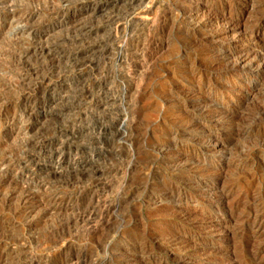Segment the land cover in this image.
<instances>
[{
  "label": "rangeland",
  "instance_id": "374dc122",
  "mask_svg": "<svg viewBox=\"0 0 264 264\" xmlns=\"http://www.w3.org/2000/svg\"><path fill=\"white\" fill-rule=\"evenodd\" d=\"M7 1L9 0H0L1 6H3V4L5 6L7 4ZM47 1L49 0H13V5L20 12L22 10L23 11L34 10L36 8H41V7L43 9ZM106 1L107 0L99 1L100 6L102 7L99 8L98 13H95L94 18L91 16L89 17L88 15L86 16L88 19V20L86 19V21L89 24L92 25L94 24L93 27L95 28V30L101 31L98 34L99 36L94 35L89 38H86V36L77 37L76 34H74L73 32L65 31L61 33V35H63L66 39V41L60 48L62 57L63 56L64 57L61 59L62 62H60L61 71L60 68L58 70V72H60V76L59 74L54 75L53 79L56 83L64 81L63 83L66 86H68L69 89L66 90L67 93L65 94L66 99L63 101L64 103L59 102L56 105L58 107L55 106L54 109L52 110L54 111L53 116L47 121L48 124L45 123V125L43 126L44 129L40 131L41 134L40 136H47L49 134H53L54 132L56 133L62 130L66 131L68 134L67 135L68 138L66 136L67 140L65 138V141L66 144L68 145L67 149L69 148L68 151L72 154V156L75 154L74 155L75 159L80 164L82 165L89 164L87 166L89 169L84 173L83 172L81 173L80 171H76L77 173L73 171V173H71L72 171H70L71 175L70 174L65 175V178L72 179L73 185H75L73 186L74 188L68 187L69 189L67 188L66 189L67 191H65V193H68L66 194L68 198L71 196L70 197L71 199H69L71 203H74L75 198L79 196L78 192L80 190L85 191L96 180V176H94V174H91L93 170L98 169L101 171H108L109 168H116L117 166H118L117 168L128 167L129 171L126 174H124V176L121 175L122 178L120 177V175L116 176L115 181H117V183L113 181L114 179L112 180L111 177H109L108 180H111L114 184L112 183L111 185L112 187L109 188L110 190L108 189L109 191L105 190L104 192V196H105L104 198L106 199V197H108L107 201L109 200L108 201L109 203L112 201V204L116 206L115 211L113 212L114 215L112 216L111 219V223L113 225H111L110 223L105 230L99 232L98 234H95L97 236L101 235L99 236V238H97V236L93 234H89L88 231H86L87 233H85L84 231L85 229L82 230L83 228L80 229L78 228L76 229V227L73 228V223L69 221V218L66 219V218L52 217L51 220L48 219L42 221L37 226L31 229L29 228L25 232L22 231V229L19 227L11 228L10 227L11 222L8 221V219L6 220L5 218H0V227H3L2 231L0 230V234L3 232V230L7 231L9 229L7 231V233L9 232L8 237L11 236L9 239H12V237L14 238L16 236L17 238H14L16 240L19 239L23 234H27L28 236L33 235L35 242L38 241L40 242L43 239L44 240L48 239L49 237H57V236L68 237L71 235V232L75 233L78 230L77 232L80 241H78L77 243L78 245H76V247L73 249V254L78 256L80 259L85 260V264H131V263L132 264H144V263L145 264H224L223 262L226 261L228 262H226L225 264H253V263L264 264V258L261 259V257L264 256L263 254L264 217H262L264 216V211H263L264 210V120H263L264 119V66H263L264 63L261 64V66H258L260 65L259 63H261L258 61L253 65L247 64L245 66L241 65L240 67L233 66V61L239 58V56L243 57L246 53L250 52L253 49L256 51L261 50L260 52H258L259 55L261 56L264 55V0H210V1L209 0H155V6H154L155 9L153 10L154 12H156L157 9V14L163 17L162 18L163 26H161V28L159 29L160 31L151 30L146 32V30H144L141 31L142 33L140 32V34L138 33L136 35L138 37L136 38L137 40L135 39L137 42L135 41L133 43L132 40L129 41L130 46L132 44L134 45L136 43H139V45L143 49L149 47H151L150 50L154 49L153 57L157 59L156 60L157 62L154 65L155 67L157 66L156 69H158L155 70L156 72L149 77V79L151 78L150 81L147 79L144 82L143 85L145 87L144 86L142 87V91L144 93L141 91V95L139 96L140 103L134 105L135 107L133 106L130 107L131 108L130 110H132L131 111L132 115L135 117L134 119H132L133 123H130L129 121V124L132 125H129L128 122L125 125L127 126V128L133 126L130 129V134L132 135V137L134 135L133 137L134 144L133 147L131 148L126 143H124L123 137L121 138V140H119L121 136L119 138L118 136L117 137L114 136L115 128L118 127L119 125H123V122L119 121L118 117L116 116L117 110L113 106L98 108L96 104L97 101L99 100L105 102V100H108L109 98L114 96L118 97L119 95L120 87L118 85L119 84L118 81H120V78L118 76L119 73H116L118 72L117 70L119 69L114 68L116 66L114 65V58H113L115 57L116 53L119 51L117 49L118 44L113 45L112 41L109 39L113 29L112 27H115L117 24H119L118 21H121V23L123 24L126 23L127 20L129 19V16L133 13V8L128 4L127 0H120L118 3H115L116 2L115 0L114 1L108 0L107 2ZM196 7H199L201 9L199 12H197L195 17L194 11L193 13H189V10H191V8L194 9ZM46 13L42 15L44 16V18L40 16L39 17L40 19L38 18L35 22H33V24H41V23L47 24L48 21L46 18L47 17ZM66 14L68 15V16L66 15L67 17H71L73 14V10L68 11ZM118 15L119 17H117ZM199 15L202 16L200 17ZM191 19H193V21ZM227 22L229 23V25ZM249 27H251L252 29ZM154 31L156 34L154 33ZM254 31L255 33L259 32L258 36L255 35L254 37L253 35ZM148 32H150L149 33L150 35H148ZM9 37L3 38V35L0 34V49H4V48L9 49L16 45L14 40L11 41L13 38L12 37L9 38ZM178 38L180 39V41ZM195 38L197 39L196 44L193 43V41L196 40ZM28 40L29 38L27 39L25 38V40L23 38L22 39L23 42L22 41L21 42L28 43L29 42ZM100 42H103L101 44L102 47L99 48L97 53L95 54L90 53L87 54V56L85 55L86 56L85 65H84L85 69L83 68L81 73L78 70V68H75L74 65L76 64L75 62L77 59L75 52L78 50V48H82L84 46L83 45L84 43L87 44V43H100ZM151 43L152 44L154 43L153 46ZM197 44L201 47H199ZM195 45H197L200 49L198 50V47L197 46L195 47ZM168 46L170 47V49ZM248 47L252 49L250 50ZM111 48H113L112 51ZM164 48L167 50V52L166 50L164 51ZM115 50L117 52H115ZM172 53L175 54L176 57ZM157 56H159V58ZM154 58H153V62H155ZM168 58L172 62H170ZM133 60L137 61L138 59L134 58ZM197 64H199V66H197ZM176 66L178 67V69ZM256 67L258 68V70ZM239 68L241 70H239ZM242 68L245 69L243 70ZM164 69H166V71ZM167 70H169V72ZM1 78L3 77H0V81L2 82H6L10 80L5 78H3L2 80ZM147 81L149 84L147 83ZM6 83H8L7 84L8 88L3 90L1 94L4 100L6 101L10 100L9 103L11 105V110L9 116L14 113L19 115L21 113V108H19L17 102V94L18 91L20 90V86L15 82V80H10V82H6ZM78 85H80V87ZM76 88L78 89L77 91ZM177 89L178 91H176ZM181 89L185 94L182 92ZM70 90L72 91L70 92ZM59 91L61 92L60 88L58 87L55 91L56 95L60 94ZM10 93L12 95L14 94L15 97L14 96L12 97ZM148 94H150V96ZM165 94L168 96V98ZM179 94H181V96ZM159 96L162 97L163 99H161ZM163 96L167 100H165ZM14 100L16 103L14 102ZM161 100L162 102L164 101V103H162ZM195 100H198L200 104L191 105V102ZM170 102L171 105L173 104L176 108L173 105L171 106ZM176 103L177 105H175ZM204 104L206 105L205 107ZM134 110L136 111L134 112ZM105 114L108 115L106 116ZM248 116L250 119H248ZM242 118H243L242 121L244 123L246 122L248 123L244 125V123L241 121ZM235 119L236 120L238 119L239 121L238 120L236 121ZM157 120L160 121L158 122ZM4 121L2 124H0V130H1L0 155L5 151V149L7 148L6 146L8 144L6 142V139L4 138L5 128L8 125V123L7 121L6 122ZM236 123L240 126V128L238 125H236ZM100 125L106 127L105 134L101 136L98 135L99 132L98 127ZM109 133L112 135H110ZM171 133H173V135ZM71 138H73V140ZM117 140L119 141V143ZM142 144L144 148L142 147ZM130 149H132L131 151L133 153L134 158L132 157L126 160L125 154ZM219 149L220 151H218ZM134 152H136V154ZM159 152H161L163 155ZM160 154L162 157L160 156ZM172 156L174 158H172ZM92 158H95L96 162L93 161V163L91 164L92 167H89L90 160H92ZM116 158L120 162H118ZM138 160L139 162L137 164ZM180 160L181 162H183L184 160V163L186 165L184 163L181 164ZM177 162L180 165L177 164ZM42 163L48 165V158L46 156L42 160ZM120 163H122V165ZM145 165L146 167H144ZM203 166L205 168H202ZM189 167H192L190 168L191 170H189ZM195 168H197L198 170ZM51 178L52 177H49L48 181L51 183L52 186H57L55 179L53 178L51 179ZM86 182L89 184V186H87L88 184H86ZM122 182H123V186H122ZM201 182L203 184H201ZM52 183L53 184L55 183V185H53ZM128 183L129 185H127ZM81 184L83 186H81ZM79 185L80 187H78ZM219 188L221 191L219 190ZM235 188L237 190H235ZM227 189H229L230 192ZM99 190L100 192L103 193L102 188H99ZM117 190L118 191L120 190L121 192L120 191L116 192ZM253 190L256 195L253 193ZM237 192L241 194H238ZM251 195L254 196L252 197ZM257 198L259 199V201ZM237 203H239L240 205H238ZM151 205L153 206V209ZM184 212H186V214H184ZM183 215L185 218L183 217ZM237 219L240 220L238 221ZM184 221L185 223H183ZM118 223L120 224L117 225ZM214 228H216L217 230ZM203 229L204 231L205 230L208 231L207 232L205 231L204 234ZM220 230L222 231V233L220 232ZM218 231L220 233H218ZM214 232H216L217 235H215ZM7 233L5 236H7ZM168 235L170 237H168ZM231 235L233 236L232 240H231ZM2 236H0V238ZM103 236H105V238ZM158 237L161 238L162 241ZM238 237L241 238V241L239 240ZM182 239H184L185 241ZM169 240L171 241L173 240V241L171 242ZM235 241L236 242L238 241V243L239 242L240 243L237 244ZM195 244L197 246H194ZM230 244L233 246H231ZM177 245H179L180 247H178ZM138 247L140 248V250ZM171 247H173L172 250ZM208 250H210V252ZM211 250L215 251L214 252L215 255L214 253H212L213 251ZM221 250L223 252L225 251L226 253L221 252ZM202 252H204V254H202ZM64 257H65L64 255L62 256L58 255V257H56V260L64 259ZM12 259L14 258L8 259L9 261L6 262L5 264H20L18 263L17 259L14 260ZM47 263L52 264L53 260H49L47 261Z\"/></svg>",
  "mask_w": 264,
  "mask_h": 264
},
{
  "label": "bare ground",
  "instance_id": "6f19581e",
  "mask_svg": "<svg viewBox=\"0 0 264 264\" xmlns=\"http://www.w3.org/2000/svg\"><path fill=\"white\" fill-rule=\"evenodd\" d=\"M100 0H49L46 2L44 8H36L34 10H22L18 11L14 5L13 0L7 1V4L1 6L0 4V34L5 37H12L15 42V46L9 49H0V77L5 79L15 80V82L20 86V90L17 94V102L19 108H21V113L19 115L10 114L11 105L10 100L7 102L2 97V91L8 88L6 82L0 81V124L7 121L8 125L5 128L4 138L6 139L7 148L0 155V218H5L10 221V227L15 228L19 227L22 231H26L29 228H33L40 224L42 221L52 219V217L59 218H69V221L73 223V228L76 229L83 228L82 230L88 231L89 234H98L99 232L105 230L107 226L111 223L113 212L115 207L112 204V201L109 203L104 198L105 190H108L112 187V181L108 180L109 177L117 183L116 176H124L129 170L127 168H109L108 171H101L98 169L93 170L91 174L96 176V180L89 186L85 191H81L79 188L78 197L75 198L74 203H71L68 196L65 193L68 187H73L72 179L65 178L66 174L73 173V171H80L81 173L86 172L89 168L88 165H82L75 159V154H72L67 149V144L65 141L66 136L68 135L66 131H58L47 136H40V131L47 123V121L53 116L52 111L54 107L59 103L63 102L66 99V93L68 86L63 82H55L54 75L59 74L60 62L62 54L60 52L61 46L66 41L65 37L61 35L63 32H73L76 36H86L89 38L91 36H96L99 34V30H95L93 27L94 24H89L86 19L87 15L94 18L95 13H98L99 8L102 7L99 4ZM108 1V0H107ZM106 1V2H107ZM114 1V0H112ZM115 3H118L120 0H115ZM210 1V0H209ZM128 4L133 8V13L129 16V19L126 23H121L118 21L115 27H112V32L110 34V39L113 45L118 44V52L115 50L116 55L114 58V65L118 68V76L120 78L119 82V95L118 97H111L108 100L103 102L102 100L97 101L98 108H104L106 106H113L117 110L116 116L119 121L123 122V125H119L115 128L114 136L118 138H124V143H126L130 148L133 147L134 140L130 134V129L133 127L127 128L125 125L127 122L129 124L133 123L132 119L135 116L132 115L131 106L140 103L139 96L141 95L142 87L144 82L149 77L158 70L155 67L157 62L154 58V49L150 50L149 48H141L139 43L129 45V41L132 40L133 43L138 38L136 35L141 31L146 30H157L162 24V18L160 15L154 12L153 9L155 6V0H127ZM126 3V2H125ZM192 3V2H191ZM114 4V3H113ZM194 4V3H193ZM202 5V3H201ZM205 6V5H204ZM105 7V6H104ZM169 8V7H167ZM178 8V7H177ZM206 8V7H205ZM103 9V8H102ZM201 8L196 7L191 8L189 13H193L196 17L197 12ZM210 9V8H209ZM73 10L71 17H67L66 14L68 11ZM163 10V9H162ZM169 10V9H168ZM203 10V9H202ZM208 10V9H207ZM46 11V12H44ZM165 12V11H164ZM187 12V11H186ZM184 12V13H186ZM47 15V24H33L40 16ZM188 13V14H189ZM213 13V12H212ZM199 14V13H198ZM208 14V13H207ZM67 15V16H66ZM128 15V14H127ZM112 16V15H111ZM186 16V15H185ZM200 17L202 15H199ZM44 18V16H42ZM119 17V15L117 16ZM123 17V16H121ZM212 17V16H211ZM42 18V19H43ZM199 18V17H198ZM40 19V18H39ZM91 19V18H90ZM89 19V20H90ZM112 19V18H111ZM122 19V18H121ZM127 19V18H126ZM125 19V20H126ZM195 19V18H194ZM200 19V18H199ZM228 19V18H227ZM252 19V18H251ZM88 20V19H87ZM190 20V19H189ZM193 21V19H191ZM254 20V19H253ZM40 21V20H39ZM38 21V22H39ZM116 21V20H115ZM199 21V20H198ZM197 21V22H198ZM37 22V23H38ZM91 22V21H90ZM108 22V21H107ZM111 22V21H110ZM117 22V21H116ZM115 22V23H116ZM125 22V21H124ZM178 22V21H177ZM229 22V20H228ZM227 22V23H228ZM247 22V21H246ZM235 23V22H234ZM237 23V22H236ZM189 24V23H188ZM251 24V23H250ZM166 25V24H165ZM198 25V24H197ZM229 25V23H228ZM235 25V24H234ZM249 25V24H248ZM255 25V24H254ZM258 25V24H257ZM177 26V25H176ZM203 26V25H202ZM244 26V25H243ZM97 27V26H96ZM204 27V26H203ZM227 27V26H226ZM239 27V26H238ZM166 28V27H165ZM171 28V26H170ZM184 28V27H183ZM188 28V27H187ZM186 28V29H187ZM194 28V27H193ZM192 28V29H193ZM196 28V27H195ZM235 28V27H234ZM251 28V27H249ZM227 29V28H226ZM252 29V28H251ZM259 29V28H258ZM203 30V29H202ZM201 30V31H202ZM245 30V29H244ZM154 31V33H155ZM194 31V30H193ZM196 32V31H195ZM142 33V32H141ZM145 33V32H144ZM143 33V34H144ZM150 32H148V35ZM153 33V32H152ZM179 33V32H178ZM240 33V31H239ZM259 33V32H258ZM258 33L255 31L253 35L258 36ZM108 34V33H107ZM147 34V33H146ZM145 34V35H146ZM156 34V33H155ZM154 34V35H155ZM147 35V36H148ZM153 35V36H154ZM160 35V34H159ZM193 35V34H192ZM191 35V37H192ZM75 36V35H74ZM99 36V35H98ZM144 36V35H143ZM164 36V35H162ZM186 36V35H185ZM205 36V34H204ZM244 36V35H243ZM250 36V35H249ZM9 37V38H10ZM101 37V36H100ZM169 37V36H168ZM187 37V36H186ZM248 37V36H247ZM29 38L28 43H22V39ZM81 38V37H80ZM141 38V35H140ZM150 38V37H149ZM154 38V37H152ZM159 38V37H157ZM167 38V37H166ZM184 38V37H183ZM181 38V39H183ZM136 39V40H135ZM146 39V38H145ZM148 39V38H147ZM169 39V38H168ZM167 39V40H168ZM179 39V38H178ZM196 39V38H195ZM247 39V38H246ZM251 39V38H250ZM4 40V39H2ZM9 40V39H8ZM7 40V41H8ZM107 40V41H109ZM144 40V39H143ZM158 40V39H157ZM160 40V39H159ZM202 40V39H201ZM22 41V42H21ZM86 41V40H85ZM89 41V40H88ZM95 41V40H94ZM151 41V40H150ZM166 41V39H165ZM180 41V39H179ZM184 41V40H183ZM82 42V41H81ZM137 42V41H136ZM141 42V41H140ZM155 42V41H154ZM78 43V42H77ZM100 43H84L82 48H78L75 52L76 54V64L75 68L82 73V69L85 65V59L87 54H95L98 52L99 48L102 47ZM144 43V42H143ZM158 43V42H157ZM197 43V39L193 41ZM14 44V43H13ZM81 44V43H79ZM152 44V43H151ZM154 44V43H153ZM152 44V46H153ZM166 44V43H165ZM256 44V43H255ZM254 44V45H255ZM178 45V44H177ZM181 45V43H180ZM198 45V44H197ZM195 45V47L197 46ZM12 46V45H11ZM68 46V45H67ZM149 46V45H147ZM155 46V45H154ZM158 46V45H156ZM160 46V45H159ZM184 46V45H183ZM199 46V45H198ZM197 46V47H198ZM115 47V46H114ZM132 47V48H131ZM169 47V46H168ZM190 47V46H189ZM194 47V48H195ZM201 47V46H199ZM198 47V50L200 49ZM253 47V46H252ZM67 48V47H66ZM71 48V47H70ZM167 48V47H166ZM191 48V47H190ZM249 48V47H248ZM247 48V49H248ZM258 48V47H257ZM113 48H111L112 51ZM170 49V47H169ZM184 49V47H183ZM196 49V48H195ZM250 49V48H249ZM248 49V50H249ZM252 49V48H251ZM250 49V50H251ZM166 49L164 48V51ZM181 50V49H180ZM190 50V49H189ZM205 50V49H204ZM258 50V49H257ZM62 51V50H61ZM64 51V50H63ZM110 51V52H111ZM114 51V50H113ZM161 51V50H160ZM163 51V50H162ZM171 51V50H170ZM186 51V50H185ZM192 51V50H191ZM261 51V50H260ZM256 50H251L250 52H244V56L237 58L233 61L234 67L245 66L247 64H255L257 61L264 63V55H259ZM66 52V51H65ZM71 52V51H70ZM108 52V51H106ZM114 52V53H115ZM167 52V50H166ZM173 52V51H172ZM197 52V51H195ZM207 52V50H206ZM159 53V52H158ZM180 53V52H179ZM186 53V52H185ZM189 53V52H188ZM67 54V53H66ZM69 54V53H68ZM161 54V52H160ZM173 54V53H172ZM171 54V55H172ZM199 54V53H198ZM197 54V55H198ZM64 55V54H63ZM86 55V56H85ZM113 55V54H112ZM159 55V54H158ZM175 57L176 55L173 54ZM172 55V56H173ZM179 55V54H178ZM189 55V54H188ZM191 55V54H190ZM66 56V55H65ZM85 56V57H83ZM170 56V55H169ZM183 56V55H182ZM237 56V57H238ZM71 57V56H70ZM159 58V56H157ZM179 57V56H177ZM187 57V56H186ZM230 57V56H229ZM88 58V57H87ZM134 58L138 59L137 61L133 60ZM153 58L155 62H153ZM161 58V57H160ZM170 58V57H169ZM168 58V60H169ZM209 58V57H208ZM90 59V58H89ZM105 59V58H104ZM167 59V58H166ZM165 59V60H166ZM159 60V59H158ZM167 60V61H168ZM188 60V59H187ZM233 60V59H232ZM66 61V60H64ZM63 61V62H64ZM166 61V62H167ZM170 61V60H169ZM70 62V61H69ZM159 62V61H158ZM172 62V61H170ZM230 62V60H229ZM66 63V62H65ZM74 63V62H72ZM162 63V62H161ZM169 63V62H168ZM200 63V62H199ZM67 64V63H66ZM71 64V63H70ZM164 64V63H163ZM72 65V64H71ZM88 65V64H86ZM160 65V64H159ZM162 65V64H161ZM249 65V66H250ZM171 66V65H170ZM199 66V64H197ZM232 66V65H231ZM230 66V67H231ZM264 66V65H263ZM71 67V66H70ZM87 67V66H86ZM161 67V66H160ZM169 67V66H168ZM177 67V66H176ZM227 67V66H226ZM255 67V66H254ZM190 68V67H189ZM188 68V69H189ZM199 68V67H198ZM203 68V67H202ZM257 68V67H256ZM85 69V68H84ZM167 69V68H166ZM166 69H164L166 71ZM178 69V67H177ZM233 69V68H232ZM235 69V68H234ZM243 69V68H242ZM245 69V68H244ZM243 69V70H244ZM248 69V68H247ZM64 70V69H63ZM73 70V69H72ZM160 70V68H159ZM162 70V69H161ZM207 70V69H206ZM238 70V69H237ZM239 70H241L239 68ZM258 70V68H257ZM61 71V68H60ZM169 72V70H167ZM203 71V70H202ZM229 71V70H228ZM226 71V72H228ZM74 72V71H73ZM76 72V71H75ZM175 72V71H174ZM180 72V71H179ZM167 73V72H166ZM187 73V72H185ZM65 74V73H64ZM72 74V73H71ZM171 74V72H170ZM174 74V73H173ZM178 74V73H177ZM182 74V73H181ZM191 74V73H190ZM70 75V74H69ZM73 75V74H72ZM76 75V74H75ZM81 75V74H79ZM183 75V74H182ZM187 75V74H186ZM189 75V74H188ZM203 75V74H202ZM87 76V75H86ZM113 76V74H112ZM164 76V75H163ZM172 76V74H171ZM251 76V75H250ZM257 76V75H256ZM75 77V76H74ZM116 77V75H115ZM169 77V76H168ZM200 77V74H199ZM263 77V76H262ZM3 78H1L3 80ZM77 78V77H76ZM111 78V77H110ZM159 78V77H158ZM162 78V76H161ZM183 78V77H182ZM117 79V78H116ZM165 79V78H164ZM169 79V78H168ZM172 79V78H171ZM191 79V78H190ZM221 79V78H220ZM66 80V79H65ZM71 80V79H70ZM69 80V81H70ZM85 80V79H84ZM112 80V79H111ZM160 80V79H159ZM184 80V79H183ZM187 80V79H186ZM5 81V80H4ZM54 81V82H53ZM156 81V80H155ZM174 81V79H173ZM176 81V80H175ZM180 81V80H179ZM197 81V80H196ZM209 81V80H208ZM76 82V81H75ZM81 82V81H80ZM115 82V81H114ZM171 82V81H170ZM177 82V81H176ZM248 82V81H247ZM6 83V84H5ZM68 83V82H67ZM148 83V81H147ZM174 83V82H173ZM184 83V82H183ZM190 83V82H189ZM149 84V83H148ZM151 84V83H150ZM191 84V83H190ZM197 84V83H196ZM223 84V83H222ZM14 85V83H13ZM71 85V84H70ZM76 85V84H75ZM108 85V84H107ZM116 85V84H115ZM117 85V86H118ZM167 85V84H166ZM165 85V86H166ZM179 85V84H178ZM177 85V86H178ZM74 86V85H73ZM80 87V85H78ZM110 86V85H109ZM153 86V85H152ZM151 86V87H152ZM182 86V85H181ZM189 86V85H188ZM209 86V85H208ZM211 86V85H210ZM219 86V85H217ZM60 88L61 92L59 95H56L55 91L57 88ZM70 87V86H69ZM104 87V85H103ZM145 87V86H144ZM150 87V89H151ZM173 87V85H172ZM171 87V88H172ZM196 87V86H195ZM207 87V86H206ZM213 87V86H212ZM106 88V87H105ZM108 88V87H107ZM112 88V87H110ZM147 88V87H146ZM145 88V89H146ZM167 88V87H166ZM178 88V87H177ZM248 88V87H247ZM10 89V88H9ZM12 89V88H11ZM72 89V88H70ZM114 89V88H113ZM183 89V88H182ZM181 89V90H182ZM219 89V88H218ZM14 90V89H13ZM78 89L76 88V91ZM115 90V89H114ZM118 90V89H117ZM170 90V89H168ZM210 90V89H209ZM212 90V89H211ZM8 91V90H7ZM72 90H70L71 92ZM74 91V90H73ZM103 91V90H102ZM110 91V90H108ZM172 91V90H170ZM178 91V89L176 90ZM237 91V90H236ZM6 92V91H4ZM9 92V91H8ZM79 92V91H78ZM81 92V91H80ZM143 92V91H142ZM151 92V91H150ZM149 92V93H150ZM163 92V91H162ZM168 92V91H167ZM175 92V91H174ZM183 92V90H182ZM239 92V91H238ZM14 93V92H13ZM109 93V92H108ZM115 93V92H114ZM144 93V92H143ZM158 93V92H157ZM164 93V92H163ZM184 93V92H183ZM212 93V92H211ZM9 94V93H8ZM11 94V93H10ZM74 94V93H73ZM79 94V93H78ZM154 94V93H153ZM161 94V92H160ZM167 94V93H166ZM165 94V95H166ZM185 94V93H184ZM198 94V93H197ZM204 94V93H203ZM12 95V94H11ZM71 95V94H68ZM85 95V94H84ZM105 95V94H104ZM109 95V94H108ZM144 95V94H143ZM150 96V94H148ZM181 96V94H179ZM6 96V95H5ZM14 94L12 95V97ZM147 96V97H149ZM161 96V95H160ZM159 96V97H160ZM167 96V95H166ZM197 96V95H196ZM15 97V96H14ZM80 97V96H79ZM86 97V96H85ZM89 97V96H88ZM106 97V96H105ZM164 97V96H163ZM237 97V96H236ZM102 98V97H101ZM108 98V97H107ZM153 98V97H152ZM163 99L162 97H160ZM168 98V96H167ZM172 98V97H171ZM185 98V97H183ZM192 98V97H190ZM198 98V97H197ZM88 99V98H87ZM90 99V98H89ZM143 99V98H142ZM147 99V98H146ZM149 99V98H148ZM159 99V98H158ZM165 99V97H164ZM78 100V99H77ZM167 100V99H165ZM190 100V99H189ZM205 100V99H204ZM236 100V99H235ZM12 101V100H11ZM92 101V100H91ZM95 101V99H94ZM158 101V100H157ZM15 102V100H14ZM71 102V101H70ZM74 102V101H73ZM80 102V101H79ZM78 102V103H79ZM162 102V100H161ZM187 102V101H186ZM202 102V101H201ZM16 103V102H15ZM64 103V102H63ZM164 103V101L162 102ZM185 103V102H184ZM180 104V103H178ZM200 104L198 100L192 101L191 105ZM207 104V103H206ZM212 104V103H211ZM210 104V105H211ZM14 105V104H13ZM63 105V104H62ZM78 105V104H77ZM142 105V103H141ZM171 105V102H170ZM168 105V106H170ZM173 105V104H172ZM171 105V106H172ZM177 105V103L175 104ZM183 105V104H182ZM230 105V104H229ZM242 105V104H241ZM147 106V105H146ZM174 106V105H173ZM199 106V105H198ZM206 105L204 104V107ZM208 106V105H207ZM217 106V105H216ZM215 106V107H216ZM246 106V105H245ZM260 106V105H259ZM58 107V106H56ZM65 107V106H63ZM165 107V106H163ZM175 107V106H174ZM185 107V106H183ZM210 107V106H209ZM234 107V106H233ZM236 107V106H235ZM258 107V106H257ZM70 108V107H69ZM176 108V107H175ZM179 108V107H178ZM196 108V106H195ZM203 108V107H202ZM212 108V107H211ZM222 108V107H221ZM232 108V107H231ZM245 108V107H244ZM17 109V108H16ZM72 109V108H71ZM69 109V110H71ZM140 109V108H139ZM145 109V108H144ZM191 109V108H190ZM200 109V108H199ZM68 110V111H69ZM239 110V109H238ZM245 110V109H244ZM248 110V109H247ZM20 111V110H19ZM103 111V110H102ZM136 110H134L135 112ZM224 111V110H223ZM231 111V110H230ZM257 111V109H256ZM67 112V111H66ZM70 112V111H69ZM106 112V111H105ZM108 112V111H107ZM195 112V111H194ZM216 112V111H215ZM227 112V111H226ZM225 112V113H226ZM261 112V111H260ZM19 113V112H18ZM243 113V112H242ZM259 113V112H258ZM135 114V113H133ZM137 114V113H136ZM217 114V113H216ZM228 114V113H227ZM226 114V115H227ZM253 114V112H252ZM72 115V113H71ZM102 115V114H101ZM106 115V114H105ZM108 115V114H107ZM106 115V116H107ZM162 115V114H160ZM221 115V114H220ZM229 115V114H228ZM112 116V115H111ZM115 116V115H114ZM172 116V115H171ZM69 117V116H68ZM74 117V116H73ZM110 117V116H109ZM165 117V116H164ZM231 117V115H230ZM54 118V117H53ZM108 118V117H107ZM112 118V117H111ZM141 118V117H140ZM173 118V117H172ZM175 118V117H174ZM220 118V117H219ZM253 118V117H252ZM256 118V117H255ZM254 118V119H255ZM259 118V117H258ZM81 119V118H80ZM83 119V118H82ZM85 119V118H84ZM115 119V118H113ZM117 119V118H116ZM240 119V118H239ZM247 119V118H246ZM248 119L249 116H248ZM52 120V119H51ZM90 120V119H89ZM164 120V119H163ZM191 120V119H190ZM236 120V119H235ZM238 120V119H237ZM236 120V121H237ZM243 118L241 119V121ZM253 120V119H252ZM264 120V119H263ZM82 121V120H81ZM158 121V120H157ZM160 121V120H159ZM158 121V122H159ZM165 121V120H164ZM174 121V120H173ZM239 121V120H238ZM251 121V120H250ZM257 121V120H256ZM254 121V122H256ZM84 122V120H83ZM86 122V120H85ZM168 122V121H167ZM176 122V121H175ZM187 122V121H186ZM243 122V121H242ZM246 122V121H245ZM135 123V122H134ZM164 123V122H163ZM181 123V122H180ZM196 123V122H195ZM194 123V124H195ZM240 123V122H239ZM244 123V122H243ZM248 123V122H246ZM244 123V125L246 124ZM48 124V123H47ZM83 124V123H82ZM109 124V123H108ZM122 124V123H121ZM138 124V123H137ZM136 124V125H137ZM175 124V123H174ZM233 124V123H232ZM242 124V123H241ZM240 124V125H241ZM117 125V124H116ZM132 125V124H129ZM135 125V126H136ZM234 125V124H233ZM236 125H238L236 123ZM243 125V126H244ZM5 126V125H4ZM160 126V125H159ZM164 126V125H162ZM167 126V125H166ZM169 126V125H168ZM198 126V125H197ZM222 126V125H221ZM230 126V125H229ZM239 126V125H238ZM138 127V126H137ZM175 127V126H174ZM181 127V126H180ZM224 127V125H223ZM227 127V126H226ZM231 127V126H230ZM228 127V128H230ZM233 127V126H232ZM261 127V126H260ZM61 128V127H60ZM83 128V127H82ZM89 128V127H88ZM240 128V126H239ZM244 128V127H243ZM84 129V128H83ZM233 129V128H231ZM61 130V129H60ZM81 130V129H80ZM98 135L101 136L105 134L106 127L100 125L98 127ZM139 130V129H138ZM171 130V129H170ZM174 130V129H173ZM228 130V129H227ZM239 130V129H238ZM245 130V129H244ZM1 131V130H0ZM72 131V130H71ZM94 131V130H93ZM250 131V130H249ZM82 132V131H81ZM172 132V131H171ZM168 133V132H167ZM178 133V132H177ZM181 133V132H180ZM249 133V132H248ZM78 134V133H77ZM110 134V133H109ZM173 135V133H171ZM238 134V133H237ZM71 135V134H70ZM82 135V134H81ZM86 135V134H85ZM112 135V134H110ZM142 135V134H141ZM140 135V136H141ZM169 135V134H168ZM182 135V134H181ZM1 136V135H0ZM73 136V135H72ZM79 136V135H78ZM136 136V135H135ZM233 136V135H232ZM111 137V136H110ZM229 137V136H228ZM235 137V136H234ZM240 137V136H239ZM2 138V137H1ZM3 138V139H4ZM68 138V136H67ZM66 138V140H67ZM114 138V137H113ZM150 138V137H149ZM168 138V137H167ZM171 138V137H170ZM169 138V139H170ZM191 138V137H190ZM263 138V137H262ZM73 140V138H71ZM75 139V138H74ZM83 139V138H82ZM115 139V138H114ZM159 139V138H158ZM175 139V138H174ZM200 139V138H199ZM229 139V138H228ZM237 139V138H235ZM123 140V139H122ZM162 140V139H161ZM231 140V138H230ZM91 141V140H90ZM114 141V140H113ZM118 141V140H117ZM171 141V140H170ZM182 141V140H181ZM218 141V140H217ZM233 141V140H232ZM138 142V141H137ZM160 142V141H159ZM173 142V141H172ZM70 143V142H69ZM72 143V142H71ZM119 143V141H118ZM143 143V142H141ZM165 143V142H164ZM168 143V142H167ZM182 143V142H181ZM222 143V142H221ZM122 144V143H121ZM146 144V143H145ZM161 144V143H160ZM177 144V142H176ZM109 145V144H108ZM140 145V144H138ZM137 145V146H138ZM165 145V144H164ZM180 145V144H179ZM204 145V144H203ZM98 146V145H97ZM125 146V145H124ZM181 146V145H180ZM194 146V145H193ZM139 147V146H138ZM142 147L144 148L143 144ZM150 147V146H149ZM148 147V148H149ZM155 147V146H154ZM157 148V146H156ZM159 148V147H158ZM165 148V147H163ZM169 148V147H168ZM167 148V149H168ZM173 148V147H172ZM146 149V147H145ZM151 149V148H150ZM213 149V148H212ZM130 149L126 152L125 158L128 160L133 157V153ZM136 150V149H135ZM157 150V149H156ZM160 150V149H159ZM120 151V150H119ZM153 151V148H152ZM220 151V149L218 150ZM76 152V151H75ZM78 152V151H77ZM137 152V151H136ZM136 152H134L136 154ZM217 152V151H216ZM223 152V151H222ZM1 153V152H0ZM145 153V152H144ZM161 153V152H159ZM218 153V152H217ZM90 154V153H89ZM134 154V155H135ZM162 154V153H161ZM160 154V156H161ZM144 155V154H143ZM163 155V154H162ZM174 155V154H173ZM176 155V153H175ZM187 155V154H186ZM200 155V154H199ZM217 155V154H216ZM220 155V154H219ZM224 155V154H223ZM48 158V165L42 163V160ZM83 157V156H82ZM87 157V156H86ZM149 157V156H148ZM162 157V156H161ZM186 157V156H185ZM243 157V156H241ZM78 158V157H76ZM115 158V157H114ZM134 158V157H133ZM170 158V157H169ZM168 158V159H169ZM172 158H174L172 156ZM191 158V157H189ZM117 159V158H116ZM162 159V158H161ZM187 159V158H186ZM122 160V159H121ZM132 160V159H131ZM130 160V161H131ZM155 160V159H154ZM153 160V161H154ZM190 160V159H189ZM188 160V161H189ZM195 160V159H194ZM93 161L96 162L95 158L90 160V166ZM118 161V159H117ZM133 161V160H132ZM141 161V160H140ZM191 161V160H190ZM86 162V161H85ZM120 162V161H118ZM126 162V161H124ZM136 162V161H134ZM139 160L137 161L138 164ZM157 162V161H156ZM181 162V160H180ZM197 162V161H196ZM245 162V161H244ZM133 163V162H130ZM184 163L181 162V164ZM195 163V162H194ZM122 165V163H120ZM119 164V165H120ZM136 164V165H137ZM151 164V163H150ZM177 164H179L177 162ZM185 164V163H184ZM190 164V163H189ZM118 165V164H117ZM135 165V164H134ZM140 165V164H139ZM149 165V164H148ZM173 165V163H172ZM180 165V164H179ZM186 165V164H185ZM197 165V164H196ZM195 165V166H196ZM176 166V165H175ZM190 166V165H189ZM121 167V166H120ZM124 167V166H122ZM146 167V165L144 166ZM182 167V166H181ZM209 167V166H208ZM216 167V166H215ZM243 167V166H242ZM133 168V167H132ZM152 168V167H151ZM177 168V167H176ZM185 168V167H183ZM187 168V167H186ZM189 167V170H191ZM198 168V167H197ZM195 168V169H197ZM200 168V166H199ZM202 168H205L204 166ZM217 168V167H216ZM92 169V168H91ZM180 170V169H179ZM198 170V169H197ZM202 170V169H201ZM208 170V168H207ZM90 171V170H89ZM184 171V170H183ZM217 171V170H216ZM134 172V171H133ZM212 172V171H211ZM219 172V171H218ZM77 173V172H76ZM136 173V172H135ZM188 173V172H187ZM206 173V172H205ZM133 174V173H131ZM199 174V173H197ZM210 174V173H209ZM71 175V174H70ZM208 175V174H206ZM75 176V175H74ZM126 176V175H125ZM212 176V175H211ZM215 176V175H214ZM258 176V175H257ZM52 177L56 181L57 186H52L48 181V178ZM115 177V178H114ZM225 177V176H224ZM51 178V179H52ZM79 178V177H78ZM122 178V177H121ZM200 178V177H199ZM198 178V179H199ZM223 178V177H222ZM226 178V177H225ZM257 178V177H256ZM121 180V179H120ZM123 180V179H122ZM126 180V179H125ZM132 180V179H131ZM196 180V179H195ZM225 180V179H224ZM259 180V179H258ZM54 181V182H55ZM135 181V180H134ZM193 181V180H192ZM217 181V180H216ZM121 182V181H120ZM130 182V181H129ZM225 182V181H224ZM230 182V181H229ZM247 182V181H246ZM255 182V181H254ZM119 183V181H118ZM134 183V182H133ZM147 183V182H146ZM186 183V182H185ZM228 183V182H227ZM232 183V182H231ZM53 184V183H52ZM79 184V183H76ZM85 184V183H84ZM114 184V183H113ZM121 184V183H120ZM126 184V183H124ZM141 184V183H140ZM190 184V183H189ZM201 184H203L201 182ZM207 184V183H206ZM257 184V183H255ZM55 185V183L53 184ZM129 185V183L127 184ZM126 185V186H127ZM143 185V184H142ZM145 185V184H144ZM193 185V184H192ZM190 185V186H192ZM220 185V184H219ZM224 185V184H223ZM227 185V184H226ZM235 185V184H234ZM249 185V184H248ZM81 186H83L81 184ZM85 186V185H84ZM120 186V185H119ZM123 186V182H122ZM200 186V185H199ZM255 186V185H254ZM80 187V185L78 186ZM137 187V186H136ZM147 187V186H146ZM203 187V186H202ZM256 187V186H255ZM74 188V187H73ZM83 188V187H82ZM81 188V189H82ZM99 188H102L100 192ZM117 188V186H116ZM121 188V187H119ZM124 188V187H123ZM166 188V187H165ZM195 188V187H194ZM201 188V187H200ZM206 188V187H205ZM223 188V187H222ZM225 188V187H224ZM231 188V187H230ZM251 188V187H249ZM258 188V186H257ZM69 189V188H68ZM112 189V188H111ZM132 189V188H131ZM197 189V188H196ZM217 189V188H216ZM256 189V188H254ZM110 190V189H109ZM108 190V191H109ZM122 190V189H121ZM161 190V189H160ZM166 190V189H165ZM203 190V189H202ZM213 190V189H212ZM220 190V188H219ZM229 191V189H227ZM235 190H237L235 188ZM69 191V190H68ZM73 191V190H72ZM77 191V190H76ZM120 191V190H119ZM118 190L116 192H119ZM146 191V190H145ZM221 191V190H220ZM225 191V190H224ZM227 191V192H228ZM232 191V190H231ZM257 191V190H256ZM262 191V190H261ZM111 192V191H110ZM121 192V191H120ZM124 192V191H122ZM172 192V191H171ZM213 192V191H212ZM218 192V191H217ZM230 192V191H229ZM243 192V190H242ZM252 192V191H251ZM258 192V191H257ZM256 192V193H257ZM109 193V192H107ZM203 193V192H202ZM225 193V192H224ZM238 194H241L237 192ZM254 193V190H253ZM71 194V193H70ZM124 194V193H123ZM126 194V193H125ZM151 194V193H149ZM159 194V193H158ZM161 194V193H160ZM201 194V193H200ZM214 194V193H213ZM222 194V193H221ZM226 194V193H225ZM255 194V193H254ZM87 195V197H86ZM128 195V194H127ZM124 195V196H127ZM171 195V194H170ZM204 195V194H202ZM210 195V194H209ZM233 195V194H232ZM256 195V194H255ZM89 196V197H88ZM174 196V195H173ZM176 196V195H175ZM201 196V195H200ZM223 196V195H222ZM221 196V197H222ZM235 196V195H234ZM240 196V195H239ZM252 196V195H251ZM254 196V195H253ZM252 196V197H253ZM261 196V194H260ZM172 197V196H171ZM238 197V196H237ZM241 197V196H240ZM259 197V196H258ZM153 198V197H152ZM225 198V197H224ZM256 198V197H255ZM160 199V198H159ZM217 199V198H216ZM221 199V198H220ZM238 199V198H237ZM253 199V198H252ZM258 199V198H257ZM121 200V199H120ZM154 200V199H153ZM175 200V199H174ZM173 200V201H174ZM244 200V198H243ZM255 200V199H254ZM123 201V200H122ZM228 201V200H227ZM230 201V200H229ZM257 201V200H256ZM259 201V199H258ZM236 202V201H235ZM253 202V201H252ZM261 202V201H260ZM115 203V202H113ZM128 203V202H127ZM152 203V202H151ZM181 203V202H180ZM247 203V202H246ZM154 204V203H153ZM240 205L239 203H237ZM257 204V203H256ZM129 205V204H128ZM249 205V204H248ZM254 205V204H253ZM119 206V205H118ZM245 206V205H244ZM257 206V205H256ZM148 207V206H147ZM152 209L153 206L151 205ZM150 207V208H151ZM160 207V206H159ZM243 207V206H242ZM248 207V206H247ZM255 207V206H254ZM157 208V207H156ZM229 208V207H228ZM261 208V207H260ZM120 209V208H119ZM188 209V208H187ZM190 209V208H189ZM255 209V208H254ZM259 209V208H258ZM150 210V209H149ZM162 210V209H160ZM183 210V209H180ZM179 210V211H180ZM243 210V209H242ZM174 211V210H173ZM172 211V212H173ZM259 211V210H257ZM264 211V210H263ZM156 212V211H155ZM250 212V211H249ZM116 213V212H115ZM175 213V212H174ZM188 213V211H187ZM256 213V212H255ZM120 214V213H119ZM186 214V212H184ZM192 214V213H191ZM190 214V217H191ZM198 214V213H197ZM238 214V213H237ZM247 214V213H245ZM252 214V213H251ZM141 215V213H140ZM164 215V214H163ZM182 215V214H180ZM199 215V214H198ZM261 215V214H260ZM121 216V215H120ZM194 216V215H193ZM251 216V215H250ZM254 216V215H253ZM131 217V216H130ZM137 217V216H136ZM143 217V215H142ZM184 217V215H183ZM188 217V216H186ZM196 217V216H195ZM194 217V218H195ZM235 217V216H234ZM264 217V216H262ZM119 218V217H118ZM125 218V217H124ZM141 218V217H140ZM181 218V217H180ZM185 218V217H184ZM210 218V217H209ZM240 218V217H239ZM251 218V217H250ZM133 219V218H132ZM183 219V218H182ZM181 219V220H182ZM188 219V218H186ZM49 220V221H50ZM179 220V219H178ZM200 220V219H199ZM205 220V219H204ZM207 220V219H206ZM235 220V219H234ZM238 220V219H237ZM240 220V219H239ZM238 220V221H239ZM244 220V219H243ZM48 221V222H49ZM60 221V220H59ZM203 221V220H202ZM211 221V220H210ZM213 221V220H212ZM218 221V220H217ZM236 221V220H235ZM133 222V221H131ZM191 222V221H190ZM201 222V221H200ZM207 222V221H206ZM242 222V221H241ZM255 222V221H254ZM124 223V222H123ZM128 223V222H127ZM185 223V221L183 222ZM212 223V222H211ZM235 223V222H234ZM237 223V222H236ZM245 223V222H244ZM260 223V222H259ZM3 224V222H2ZM118 223L117 225H119ZM131 224V223H130ZM181 224V223H180ZM207 224V223H206ZM233 224V223H232ZM240 224V223H239ZM111 225H113L111 223ZM110 225V226H111ZM124 225V224H123ZM199 225V224H198ZM197 225V226H198ZM231 225V224H230ZM238 225V224H237ZM236 225V227H237ZM9 226V225H8ZM142 226V225H141ZM180 226V225H179ZM191 226V225H190ZM235 226V225H234ZM246 226V225H245ZM253 226V225H252ZM137 227V226H135ZM204 227V226H203ZM210 227V225H209ZM214 227V226H213ZM228 227V226H227ZM254 227V226H253ZM109 228V227H108ZM125 228V227H124ZM145 228V227H144ZM193 228V227H192ZM232 228V227H231ZM235 228V227H234ZM3 227H0L2 231ZM71 229V227H70ZM134 229V228H133ZM178 229V228H177ZM197 229V228H196ZM200 229V228H199ZM198 229V230H199ZM202 229V228H201ZM216 229V228H214ZM238 229V228H237ZM242 229V228H241ZM245 229V228H244ZM264 229V228H263ZM9 230V229H8ZM7 230V231H8ZM20 230V229H18ZM69 230V229H68ZM181 230V229H180ZM194 230V229H193ZM210 230V228H209ZM217 230V229H216ZM214 230V231H216ZM255 230V229H254ZM258 230V229H257ZM7 231L3 230V234L0 236V264H5L10 258L18 260L20 264H48L47 261L53 260L52 264H85V260L80 259L78 256L73 254V249L78 245L79 235L78 230L75 233L71 232V235L66 236H57L49 237L48 239H43L42 241L35 242V239L32 236L23 234L19 239L16 236L12 239H9ZM16 231V230H15ZM59 231V230H58ZM186 231V230H185ZM204 231V229H203ZM206 231V230H205ZM204 231V234H205ZM208 231V230H207ZM206 231V232H207ZM236 231V230H235ZM239 231V230H238ZM244 231V230H243ZM249 231V230H248ZM262 231V230H261ZM17 232V231H16ZM15 232V233H16ZM63 232V231H62ZM212 232V231H211ZM222 233V231L220 230ZM218 231V233H220ZM228 232V231H226ZM223 232V233H226ZM232 232V231H231ZM237 232V231H236ZM7 233V236H5ZM14 233V232H13ZM18 233V232H17ZM16 233V234H17ZM70 233V232H69ZM130 233V232H129ZM142 233V231H141ZM235 233V232H234ZM12 234V232H11ZM160 234V233H159ZM171 234V232H170ZM179 234V233H178ZM177 234V235H178ZM203 234V235H204ZM215 235L216 232H214ZM251 234V233H250ZM254 234V233H253ZM260 234V233H259ZM10 235V234H9ZM85 235V234H82ZM104 235V234H103ZM135 235V234H134ZM145 235V234H144ZM185 235V233H184ZM208 235V234H207ZM228 235V234H227ZM230 235V234H229ZM233 235V234H232ZM231 235V240L232 236ZM236 235V234H235ZM261 235V234H260ZM97 236V235H95ZM98 235L97 238H99ZM19 237V236H18ZM105 238V236H103ZM162 237V236H159ZM158 237V238H159ZM168 237H170L168 235ZM172 237V236H171ZM175 237V236H174ZM173 237V238H174ZM177 237V236H176ZM224 237V236H223ZM242 237V236H240ZM86 238V237H85ZM96 238V237H95ZM143 238V237H142ZM147 238V237H146ZM157 238V239H158ZM165 238V237H164ZM172 238V239H173ZM181 238V237H180ZM202 238V237H201ZM239 238V237H238ZM154 239V238H153ZM161 240V238H159ZM177 239V238H176ZM204 239V238H203ZM179 240V238H178ZM184 240V239H182ZM181 240V241H182ZM235 240V239H234ZM241 241V238H239ZM238 240V241H239ZM83 241V240H82ZM85 241V240H84ZM89 241V240H88ZM137 241V240H136ZM141 241V239H140ZM162 241V240H161ZM171 241V240H169ZM173 241V240H172ZM171 241V242H172ZM177 241V240H176ZM185 241V240H184ZM190 241V240H189ZM188 241V242H189ZM238 241L236 242L237 244ZM246 241V240H245ZM248 241V240H247ZM145 242V241H144ZM152 242V241H151ZM165 242V241H164ZM203 242V241H202ZM230 242V241H229ZM255 242V240H254ZM261 242V240H260ZM259 242V243H260ZM87 243V242H86ZM90 243V242H89ZM97 243V242H96ZM95 243V244H96ZM99 243V241H98ZM139 243V242H138ZM232 243V241H231ZM234 243V242H233ZM242 243V242H241ZM244 243V241H243ZM253 243V242H252ZM251 243V244H252ZM142 244V243H140ZM144 244V243H143ZM154 244V243H153ZM166 244V243H165ZM174 244V242H173ZM172 244V245H173ZM192 244V243H191ZM190 244V245H191ZM208 244V243H207ZM215 244V243H214ZM224 244V243H223ZM80 245V244H79ZM84 245V244H83ZM91 245V244H90ZM155 245V244H154ZM189 245V247H190ZM225 245V244H224ZM231 245V244H230ZM243 245V244H242ZM257 245V244H256ZM259 245V244H258ZM262 245V243H261ZM87 246V245H86ZM89 246V245H88ZM93 246V245H92ZM170 246V245H169ZM168 246V247H169ZM180 247L179 245H177ZM194 246H197L196 244ZM199 246V245H198ZM228 246V245H227ZM233 246V245H231ZM154 247V246H153ZM162 247V246H161ZM174 247V246H173ZM171 247V250L172 248ZM193 247V246H192ZM200 247V246H199ZM236 247V246H235ZM256 247V246H255ZM254 247V248H255ZM83 248V247H82ZM101 248V246H100ZM139 248V247H138ZM144 248V247H143ZM196 248V247H195ZM211 248V247H210ZM257 248V247H256ZM259 248V247H258ZM88 249V248H85ZM90 249V248H89ZM98 249V248H97ZM197 249V248H196ZM235 249V248H234ZM233 249V250H234ZM242 249V248H241ZM76 250V249H75ZM80 250V249H79ZM100 250V249H99ZM106 250V249H105ZM140 250V248H139ZM143 250V249H142ZM153 250V249H152ZM180 250V249H179ZM183 250V249H182ZM187 250V249H186ZM194 250V248H193ZM200 251V250H199ZM210 252V250H208ZM212 253H214V250ZM220 251V250H219ZM256 251V250H255ZM77 252V251H76ZM179 252V251H177ZM206 252V251H204ZM202 252V254H204ZM208 252V253H209ZM221 252H223L221 250ZM219 252V253H221ZM225 252V251H224ZM223 252V253H224ZM252 252V251H251ZM141 253V252H140ZM226 253V252H225ZM249 253V252H248ZM254 253V252H253ZM257 253V252H256ZM78 254V253H77ZM85 254V253H84ZM129 254V253H128ZM127 254V256H128ZM194 254V253H193ZM198 254V253H197ZM234 254V253H233ZM264 254V252H263ZM58 255H64V259L56 260ZM145 255V254H144ZM201 255V253H200ZM207 255V254H205ZM210 255V254H208ZM215 255V253H214ZM219 255V254H218ZM223 255V254H221ZM228 255V254H227ZM244 255V254H243ZM124 256V255H123ZM130 256V255H129ZM141 256V255H140ZM139 256V257H140ZM147 256V255H146ZM152 256V255H151ZM217 256V255H216ZM262 256V255H260ZM90 257V256H89ZM252 257V256H251ZM250 257V258H251ZM259 257V256H258ZM61 258V257H59ZM131 258V257H130ZM145 258V257H144ZM204 258V256H203ZM206 258V256H205ZM209 258V257H208ZM220 258V257H219ZM249 258V259H250ZM264 258L261 257V259ZM12 259V260H14ZM237 259V258H236ZM248 259V257H247ZM255 259V258H254ZM258 259V258H257ZM131 260V259H130ZM146 260V259H145ZM202 260V259H201ZM243 260V258H242ZM245 260V259H244ZM259 260V259H258ZM11 261V260H10ZM141 261V260H139ZM188 261V260H187ZM192 261V260H191ZM216 261V260H215ZM256 261V260H255ZM260 261V260H259ZM91 262V261H90ZM132 262V261H131ZM137 262V261H136ZM146 262V261H145ZM190 262V261H189ZM210 262V261H209ZM212 262V261H211ZM218 262V261H217ZM228 262V261H226ZM226 262H223L224 264ZM123 263V262H122ZM125 263V262H124ZM134 263V262H133ZM141 263V262H140ZM207 263V262H206ZM220 263V261H219ZM246 263V262H244ZM252 263V262H251ZM132 264V263H131ZM145 264V263H144ZM254 264V263H253ZM261 264V263H260Z\"/></svg>",
  "mask_w": 264,
  "mask_h": 264
}]
</instances>
